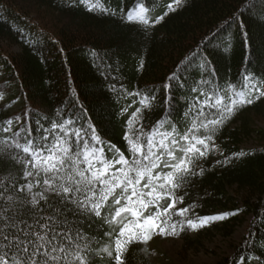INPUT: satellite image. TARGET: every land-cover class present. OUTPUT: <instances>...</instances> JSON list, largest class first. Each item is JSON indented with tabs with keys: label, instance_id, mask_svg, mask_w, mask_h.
Listing matches in <instances>:
<instances>
[{
	"label": "trees",
	"instance_id": "16d2710c",
	"mask_svg": "<svg viewBox=\"0 0 264 264\" xmlns=\"http://www.w3.org/2000/svg\"><path fill=\"white\" fill-rule=\"evenodd\" d=\"M94 2L107 7L93 8L87 0H0V41L21 46V50L0 46V192L7 196L25 200L32 196L26 187L31 180L27 172L39 170L27 163L33 154L15 144L16 140L29 142L28 130L38 145L66 137L73 151L91 142L106 149L109 159H119L122 153L135 159L138 154L129 132L137 139L143 134V143L149 145L148 133L165 121L164 133L177 132L178 138H184L198 119L214 121L222 114L223 109L204 105L205 99H217L210 93L231 96L230 85L244 90L246 77L252 74L264 85V0H186L176 7L172 6L175 0ZM142 5L150 9L152 24L130 19ZM160 17L166 18L155 23ZM17 97L20 109L13 100ZM147 99L151 105L145 104ZM141 108L145 109L143 119L133 131V118ZM261 119L264 99H257L226 124L211 131L197 130L201 136L215 137L213 150L197 157L194 174L176 190L179 197H187L178 207H193L189 214L173 210L171 219L181 222L182 234L164 236L185 237L194 247L199 243L195 232L200 229L184 221L233 212L207 227L225 225L234 233L254 214L247 239L222 264H264V143L246 144L257 132L264 142ZM64 124L68 127H57ZM97 134L102 140H97ZM244 152V156L236 155ZM161 170L167 168L161 166L157 174ZM48 175L33 179L46 181ZM238 185L245 193L244 202L233 190ZM41 189L47 191L48 199L41 206L27 205L32 214L25 213V219L47 222V217L59 214L63 226L81 244L91 245L82 249L91 252V264H119L105 248L110 243L116 249L112 233L119 236L123 227L109 222L113 206L100 216L49 191L45 184ZM7 196L0 208L10 204ZM172 199L165 198V208ZM126 264H156L147 241L132 245Z\"/></svg>",
	"mask_w": 264,
	"mask_h": 264
},
{
	"label": "snow or ice",
	"instance_id": "6c2138e0",
	"mask_svg": "<svg viewBox=\"0 0 264 264\" xmlns=\"http://www.w3.org/2000/svg\"><path fill=\"white\" fill-rule=\"evenodd\" d=\"M87 2L93 8L107 7L106 4L98 5L94 0ZM185 2L186 0H175L172 6L176 7ZM149 11L147 6L142 5L139 11L131 14L130 19L152 24L154 21L148 14ZM165 18L160 17L155 23H160ZM253 75L246 77L248 84L244 90H240L235 84L230 85L233 90L231 96H226L222 92L210 93V96L217 99L215 101L211 98L205 99L204 105H214L223 109V112L214 121L201 123L198 119L192 131L184 136V140L191 142L190 145L182 143L177 137V132L164 133L165 121H161L155 131L148 133L149 145L143 143V134L137 139L133 132H129L133 148L138 154L135 159L126 153H122L119 159H109L106 149L94 147L91 142L87 148L73 151V145L66 137L54 144L47 142L38 145L37 140L31 137V130H28L27 134L30 137L28 143H22L20 140L15 142L16 146L33 154L34 158L28 159L27 163L30 166L35 164L39 170H29L27 175L29 177L39 176L41 173L50 175L46 181L37 179L27 186L32 193L28 200L19 195L7 196V193L0 192V201H3L5 196L10 201L6 209L0 208V264H91V252L82 250L91 249V245L81 244L77 236L69 231V227L63 226L59 214L47 217V222L24 218L25 213L29 216L32 214V209L27 205L41 206L42 199H48L47 191L39 193L35 191L38 184H45L49 191L61 193L65 199L74 201L82 210L94 211L100 216L105 215V209L109 205L118 206L109 222L123 227L119 236L112 233L116 238V249L109 245L106 251L117 257L119 264H126L127 253L137 241H151L161 233L182 234L181 222L171 219L175 214L173 210L189 214L193 207L179 208L181 200L187 197H179L176 190L183 186V181L189 174H194L197 157L212 153L215 139L214 136H201L197 130L202 128L214 130L226 124L244 106L256 103L257 99H264V85L260 83L259 78L253 79ZM2 102L0 100V103ZM151 103V99L145 100V104ZM144 111L145 109L141 108L136 112L132 121L133 131L143 119ZM202 115L206 116L207 112ZM12 123L15 124V120ZM71 123L69 120L68 124ZM68 124L57 127L67 128ZM161 136L163 139L158 143ZM173 137H177L174 142ZM11 139L9 137V140ZM97 140H102L98 134ZM219 147V144L215 145V148ZM180 148L185 150L186 154L183 157L179 154ZM160 149L164 151L161 152ZM246 154L244 152L236 155ZM169 156L178 161L172 166L173 170L167 172L161 170L157 174L156 169L161 166L169 167L165 159ZM121 164L123 167H117ZM146 180L149 181L147 184ZM0 183H3V178H0ZM166 197L175 198L170 201L167 208L163 203ZM156 206H159V211ZM149 209L152 210V214H146ZM234 214L228 212L190 219L184 223L201 229Z\"/></svg>",
	"mask_w": 264,
	"mask_h": 264
},
{
	"label": "rangeland",
	"instance_id": "374dc122",
	"mask_svg": "<svg viewBox=\"0 0 264 264\" xmlns=\"http://www.w3.org/2000/svg\"><path fill=\"white\" fill-rule=\"evenodd\" d=\"M51 24L54 26L53 23ZM3 45L12 47V50H21L20 45L10 44L8 41H0V46ZM19 99V97L13 99L14 101H17L18 109L20 108ZM260 126L264 127V119L260 120ZM262 137V134L257 132L254 136H251L247 139L246 144L252 147L260 146L264 143ZM179 139L185 145H190L189 142L184 141L183 137H180ZM179 154L181 157H183L184 154H186L185 150L180 148ZM167 160L168 164L171 166L178 162L170 156L167 157ZM30 178L31 180L26 184V187L31 182L36 180L33 179V177ZM40 186L41 184H38L35 191L38 193L45 192V190H42ZM233 190L239 200L244 202L245 193L241 191L240 186H234ZM117 208L118 206L114 208L115 213ZM254 220L255 215H249L245 221H242L239 224L234 233H231V228H228L225 225H216L214 228L211 226V228L207 227V229L201 228L195 232V236L199 239V243L194 247H190L188 245V240L185 237L167 238L163 233L157 235L153 240L148 241L147 245L150 248L151 258L156 264H222L227 257L233 256L238 252L239 247L247 239ZM109 245L110 243H108L105 248L107 249ZM254 264L263 263L261 261H257Z\"/></svg>",
	"mask_w": 264,
	"mask_h": 264
}]
</instances>
